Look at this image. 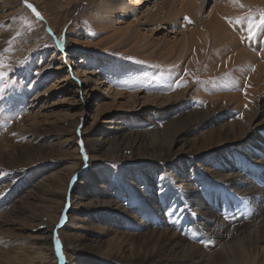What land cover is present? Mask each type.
<instances>
[{"label":"rangeland","instance_id":"rangeland-1","mask_svg":"<svg viewBox=\"0 0 264 264\" xmlns=\"http://www.w3.org/2000/svg\"><path fill=\"white\" fill-rule=\"evenodd\" d=\"M156 1L141 2L138 7L143 5L145 8L139 11L141 15L136 18L141 19L143 10L146 11L148 8L149 11H156ZM165 1L169 2V0ZM27 2L37 10L33 1L27 0ZM159 2L162 3V0ZM43 3L44 9L37 10L43 17L40 19L26 6L25 0H0V22H2L0 35L3 34L5 37V40H0V53L4 54V59L9 64V68L5 69L6 79L2 82L6 85V90L4 99L0 101V119H2L0 128L2 130L6 128L7 118L5 119L4 116L8 109H15L17 114H13L17 118L16 122L23 124L28 120L25 118L40 112L37 122H40L39 127H44L43 131L39 130V137L34 143L33 150H29L21 162H16L15 168L0 169V194H2L0 195V222L11 215L9 212H16L12 221L13 225L19 228L17 231L5 228L4 239H16V242L20 239L24 242L23 244L18 241L17 246H13L14 249L31 247L35 244L32 237L39 234V229L43 228L44 223L51 224L55 228L54 238L58 236L60 239L63 264H86L90 261L94 264H221V261L222 264H225L224 262L227 264V260L231 259L235 253L244 256L249 264L254 263L253 259L257 250L251 243L253 240L249 242L250 233L245 237L242 236L243 239L232 240L231 236L227 239L225 237L224 243L228 242L229 246L217 244L216 234L209 233L210 230L219 231L217 224L213 223L212 226L210 222L206 223V219L194 215L199 207L194 205L195 202H192L191 196H186L183 188L184 185L192 184L194 181L195 183L207 181L209 186H205L204 189L212 192L204 196V203L200 202L203 205L202 210L215 209L216 218L219 222L223 221L229 228L244 221L246 224L250 221L252 223V214L257 205L249 201L248 197L232 192L228 185L218 181L223 178L218 175L226 174V169L232 166H235V169L246 168L247 164L251 163L257 167L260 165L257 162L264 161V127L260 133L255 134L256 131L246 139H241L242 137L238 136L239 132L231 133L229 139L225 140L233 144L210 154L207 153L209 148L216 149L221 140L219 137H209L204 127L192 129L184 141L174 145L168 140L162 144L160 136L154 133L155 143L157 142L154 144V149H152L153 144H149L150 146L140 147V150L138 147L128 149L125 146L112 150L108 144H102L99 149L95 146V151L92 152L93 145L88 144L90 139H101L102 128L112 126L103 121L109 116H100L95 126H91L96 104H109L112 98L106 87L102 90L95 89L96 77L99 76L105 81L101 87L106 86L109 81L113 82L111 91L117 89L127 94L139 93L142 97L158 95L163 93V90L159 88L164 84L159 80L160 75L157 73L159 70L168 69L163 65V60L166 61L167 57L157 63L145 58L144 48L141 47L144 43L137 50L125 45L108 48V44L99 43L100 39L107 38V34L108 38L112 36L114 33L109 32H114L112 31L114 29L112 27L107 34L99 37V28H97L99 18L89 11L96 8V2L95 4L83 2V7L76 12L65 0H44ZM214 4L211 0L203 7L199 18L200 23L206 22V13L210 12ZM249 5L247 6L251 9L253 6ZM261 12H264V3L253 7L250 15L259 18ZM156 18L162 20L163 14H157ZM132 21L134 18L131 19ZM117 23L116 28L125 27L123 21L120 20ZM145 23V19L134 23L133 29L136 30L139 26V29L147 31L148 26H143ZM186 29L181 30L185 33L188 31ZM153 31L154 33L149 34L148 40L152 42L155 51L161 49L166 50L164 53H167L174 41H181L183 38L182 34L175 33L166 25L159 26ZM260 38H264V35L260 34L259 38L252 43L254 47L257 48ZM75 39L80 42L89 41L92 45L97 43V47L90 45L83 49L79 45H74L72 40ZM208 57H205V64L201 65L199 70L192 72L194 78L191 85L187 83L186 87L169 92V94H175L177 91L186 90L187 87L192 88L181 103L182 110H179L181 114L190 110L199 111L213 105L214 102L202 95L199 96L197 91L210 82H218L219 80L216 79L229 76L227 73L220 77L216 76L213 80L207 79L204 72L211 60ZM78 60L81 61L79 64L76 63ZM22 62L23 67H21ZM35 64L42 65L43 69L35 70ZM58 66H63L64 69L58 70ZM176 66H172L170 70ZM85 70L96 73L97 76L89 74L88 77H83L82 71ZM64 79H68L69 83L62 82L61 85L60 82ZM82 86L87 87L86 92H89V95L82 92L80 89ZM42 94L44 95L39 100ZM256 95L261 96L263 102L261 106L264 107V90H259L254 97ZM88 96L90 98H87ZM85 98L89 100V110L80 116L82 112L80 104ZM217 103L227 109L228 119L224 123L230 127L233 122H241V119L245 118L243 115L250 109L248 104L238 108L234 101L226 104L220 100ZM252 105L255 106V101ZM114 116V120L122 121L120 120L123 118L121 112ZM128 116L131 117L128 118ZM128 116H126L127 121L123 119L122 122L130 127L132 124L135 126L144 115L132 113ZM258 120L264 122V110ZM77 122L79 125L76 127ZM259 122L256 125L260 124ZM7 125L8 127L4 130L10 131L11 124L7 123ZM17 125L15 126L18 127ZM145 128L152 132L156 129L147 126ZM69 131H74L77 136L71 143L65 142L67 137L63 136ZM165 154L171 160L180 157L182 163L159 161L158 159ZM75 166L78 168L70 176L71 181L68 179V191L64 200L60 190L64 188L65 181ZM245 177H249L248 179L255 187L259 188V192L264 190V178L256 169L244 174ZM256 179H260L258 184ZM215 181L218 182L215 183ZM211 182L214 183L213 187ZM218 186L222 187L221 192L215 190L219 188ZM105 194L109 195L105 196L107 199L105 202H109V205L107 209H104L107 211H103L100 215L99 212L91 210V206H102L103 203L100 204V201ZM168 194H171L169 195L171 202L178 205V211L167 205L168 207L164 208L166 211L163 210L160 215L156 212L155 215L158 216L151 219L152 222L148 224L150 213L142 214L138 211V208L142 207L141 202L151 204L152 201L154 205L164 207L168 202L162 196L167 197ZM257 196L262 198L263 194ZM60 206L62 207L58 211L57 208ZM205 207L207 209H203ZM108 211L113 213H105ZM191 216L194 222L190 219ZM216 218L215 221L218 220ZM254 228L249 232L256 236ZM169 230L175 234H183L182 236L187 239L186 242L192 246L196 244L199 250L197 249L187 260L179 261V253L173 255L170 247L165 249L161 246L160 244L163 243L159 241L160 236L155 233V231L162 233ZM72 237H76L75 240L71 239ZM27 240L31 244L26 247ZM205 242L210 243L206 246ZM227 250L232 252H230L231 256ZM53 256L56 254L54 253ZM218 256H220L219 259ZM71 257H78V259L73 260L74 258Z\"/></svg>","mask_w":264,"mask_h":264},{"label":"bare ground","instance_id":"bare-ground-1","mask_svg":"<svg viewBox=\"0 0 264 264\" xmlns=\"http://www.w3.org/2000/svg\"><path fill=\"white\" fill-rule=\"evenodd\" d=\"M32 1L34 2V4H36L35 7H37V10L40 8L44 9V7H42V4H44L43 3L44 0H31V2ZM65 1L67 4L73 6L74 12L78 11L83 7V2L87 1L88 3L91 4H95L96 2L95 4L96 8L93 10L89 9V11H92L93 12L92 14L98 16L99 18L97 24V28H99V33H98L99 37L107 34L109 29H111L112 27L114 29L112 30L114 32L111 31L109 32L110 34L114 33L112 34V36L108 38V34H107V38L104 39L102 38L99 41V43L103 42V44L104 43L108 44L109 45L108 48L116 47L119 45H125L126 47L128 46L129 48L137 50L142 47L144 48L145 58H149L156 63L161 62V60L165 59L166 57L168 58V59L166 58V61L163 60L164 67L168 69L164 71L159 70V72L157 71L158 72L157 74H159L161 78V79L159 78V80H161L162 83L164 84L162 87L160 86L159 88L163 90V93L161 94L158 93V95L156 94L149 96L143 95L142 97L139 95V93L130 94L128 92L129 94H127L126 92L118 91L117 89L116 90L113 89V91H111V85H113V82L109 81L107 82V85L105 84L106 86L101 87L102 83H105V81L102 80L101 77L97 76L96 73L93 72L90 73L87 70L82 71V73L84 74L83 77H88L89 74H93V76L95 77L97 76L96 79L94 80L96 84L95 89L102 90L103 87H106V90H108L110 96H112L111 102L109 104H103V103L96 104V110L92 116L93 124L91 126L92 127L95 126L100 116H109L106 120L103 121L107 125H112V126H109L108 128H102L100 134V136H102L101 139H97V138L90 139L88 144L93 145L91 149L92 152L95 151L94 149L95 146H97L99 149L102 144H108L112 150L113 149L116 150V148H121V146H125L128 149H130V147H132L133 149L138 147L139 148L138 150H140V147H144L145 145L150 146L149 144L151 145L153 144L152 149H154V144L157 143V142L155 143L156 140H154L155 134H158L160 136V141L162 144H164V142L168 140L169 142L171 141L172 145H174L176 143L184 141V139L190 133L189 131H191L192 129L195 128L202 129L204 127L207 129L206 132L209 137L215 136V137H219V140H221L218 143L219 147H217L216 149H214L213 147L209 148V150L207 149L208 150L207 153L210 154L212 152H217L221 149H225L233 144V142L230 143L228 142L229 140H225V139H229L228 138L229 134L231 133L238 134L239 132L238 136L242 137L241 139L243 138L246 139L247 136L253 135L256 131L257 133L255 134L260 133L262 127H264L263 125L264 122L262 121L259 122L258 120L261 112H263L264 110L261 109L264 108L261 106L263 102L260 98L261 97L260 95L259 96L256 95L254 97V94H257L259 90H264V38H260L258 40L259 44L257 48L254 47L252 44L255 40H257V38H259L260 34L264 35V26H260L257 29L252 39H248V32H247L248 20L251 17L250 10H252L253 7L255 8L256 5L258 4L261 3L263 4L264 0H239V2L235 4L232 2V0H213L215 4L213 8L210 10V12L206 13L207 17L205 23H200L201 21L199 22L200 14L203 7L211 0H169V2L162 0V3L164 4L160 3L159 0H157L155 2L157 10L149 11L148 10L149 8L146 11L143 10V15L141 19L136 18V16L141 15L139 11L144 9L145 7L141 5L143 6L141 8V6L138 7V5H140L141 2L145 3L147 0H65ZM247 5L253 7L250 9L248 8ZM157 14L158 15L163 14V19L157 20L156 18ZM133 18L134 21L131 22V19ZM185 18H187V20ZM143 19L146 20V23L143 26H148L147 31H144V29L141 28L139 29V26L136 28V30L133 29V24L141 22V20ZM120 20L124 22L123 24L125 27L123 29L116 28L117 27L116 25H118L117 22H119ZM238 20L241 22L237 23ZM256 22L259 23L258 17L256 18ZM1 24L2 22H0V25ZM163 25L168 26V29L174 30L175 33L179 32L180 34H182L183 37L181 41H174L171 45V48L168 49L167 53H164L166 50L164 51L161 49L155 51L154 46L152 47V42L148 40L149 34L154 33L153 30H156V28ZM185 28H187L188 31L186 29L187 32L183 33L181 29H185ZM3 39L5 40V37L2 34L0 35V40L2 41ZM72 41L74 45L76 46L79 45L83 49L86 46H90V45L97 47V43L96 44L93 43L94 45H92V43L86 40H84L83 42H80L76 39ZM143 43L144 45H142ZM209 54L211 55L208 57L207 55ZM205 57L211 59L208 63L209 67L208 68L206 67L207 70L204 72V74H206L208 77L207 79L213 80V78H215L216 76L220 77L222 74H227V73H229V76L226 75L227 79L226 78L216 79L219 81L210 82L208 85L200 87V90L197 91L199 96L202 95L203 97H206V99L214 102L213 105H209L207 108L199 111L190 110L187 111L185 114H181L180 113V111L182 110V108L180 107L182 106L181 103L183 102L185 97L190 93L189 91H192V88L187 87L186 90L183 91L181 90L180 92L177 91V93L175 92V94L174 93L169 94V92L172 91L170 89V85H173L174 81H177L178 79H183L186 81V84L189 83L191 85L194 78L192 72H196L197 69L199 70V67L201 65L205 64L206 61ZM78 58L80 59L81 56ZM79 61L80 60H78L76 63L79 64L81 62ZM172 66H176V68L170 70ZM37 68L43 69V66L36 65L34 69L36 70ZM57 69L62 70L64 69V67L58 66ZM253 69L255 70L253 71ZM205 77L203 79H205ZM67 80L66 79L62 80L60 82L61 85L63 84L62 82H68ZM80 89H82V92H85L86 95L90 94L89 92L88 93L86 92L87 87L82 86ZM178 90L180 89L178 88ZM43 95L44 94H42L39 97V100L42 98ZM87 98H90V96H88ZM120 100H124V101H120ZM220 100L221 102H226V104H229L231 101H234L237 103L238 108L240 106L244 107L245 105L248 104L250 105V109L245 113V115H243L245 118L241 119L242 120L241 122H233L230 127L224 123L225 120L228 119V117L226 116L227 109L223 108V106L217 105L218 104L217 102H219ZM83 101L84 102L80 104V107L82 109L80 116L86 114V112L89 110V106H88L89 100L85 98V100ZM253 101H255V106L254 105L251 106ZM19 110L20 109H18V111ZM15 112H16L15 109L13 110L8 109L5 112L6 113L5 116L6 115L8 116V117L4 116L5 119L7 118L5 127L6 128L8 127L7 123L11 124L10 126L11 128H9L10 131L4 130L6 128H3V130L0 128V169L2 168L9 170L15 168L16 162H21L22 158L29 153V150L30 151L33 150L35 146L34 143L39 137L38 136L40 133L39 130L41 129L42 131L44 130V127L43 128L39 127L41 126L39 125L40 122H37V119L40 118L38 117L40 112L39 114L37 113L35 115L31 114L29 118H25L28 119L25 122V124L16 122L17 118L15 117V115L17 113ZM119 112H121L122 114L123 118L120 117L121 118L120 120L122 121L124 120L127 121V119L131 117L128 115L132 113L135 114L143 113L144 116L140 118V120L135 126L134 124H132L130 127H128L125 126L126 123L113 119L115 117L114 115L118 114ZM126 116H128V118ZM5 119L4 121H6ZM0 120L2 122V119ZM130 120H132V118H130ZM257 122H259L260 124L256 125ZM14 124L15 125L18 124L19 126L17 125L18 127H16ZM161 124L163 126H161ZM78 125L79 122L76 123V127ZM146 126L150 128L154 127L156 129L152 132L146 130L145 128ZM63 136H65V138L67 137L65 142H70V143L74 138H77V136H75L74 131L71 132L69 131L68 134L64 133ZM241 152H243V150H241ZM158 160L159 161L163 160V162H167V163L169 161L170 162L176 161L178 163H182L180 162V157L178 159L171 160V158L169 159V156H167L166 154L162 155L161 158ZM158 163H162V162H158ZM257 164L260 165L254 167V165L248 163L246 168L240 167L238 169H235V166H232L226 169L227 170L226 174L218 173L219 174L218 176L223 177L221 180H218L219 182H223L224 184L228 185L233 190L232 192H236L242 197L243 196L246 198L248 197L249 201L257 205V207L254 208V213L252 214V223L250 221L249 224H246V222L244 221L245 223L241 222L239 224H234L233 228H229V226L225 225L223 221L219 222V219L216 218L217 213L214 211L215 209H207L205 207L203 209H207V211L202 210L201 207L203 205L200 204V202L204 203L203 202V199L205 198L204 196L208 195L209 192H212L204 189L205 186H209L208 185L209 183H207V181H204V183L203 181L202 182L199 181L196 183L194 181V183L192 184L189 183L188 185H184L183 191L186 192V196L187 195L191 196L193 198L192 202L193 203L195 202L194 205H197L199 207L196 210V213L194 214L195 216L198 215L202 219H206V223L210 222L211 225L213 223L217 224L219 228L218 232L216 230L209 231V233H211L212 235L216 234L215 236L218 242L217 244L221 243L224 244L222 246L226 247V245L229 246V244L227 241H226L227 244L224 243L225 237L227 239L228 236H231L232 240H235V238L243 239V237H245L248 233H250V235L248 234L250 236L249 242L253 240L251 243L255 245L257 250L254 259L252 258L254 263L252 262L250 263L264 264V192H263L264 190L262 191L263 193L259 192L258 191L259 188L255 187L252 181L248 179L249 177H245L247 179L244 178V174H247V172H251L254 169H256V171H258L261 174V176H263L264 178V161L257 162ZM77 168L78 167L76 166L73 167L68 178L65 181L64 188H61L60 190V194H62L64 200L66 198V193L68 191V181L71 179L70 176L73 175V173L77 170ZM218 181H215V183ZM258 181H260V179H256L257 184ZM210 184L212 185V187L214 186L213 185L214 183L212 184L211 182ZM221 188L222 187H219L218 189L217 188L214 189L217 192H221L222 191ZM175 194L177 193L175 192ZM258 194L259 195L263 194L262 198L260 196H257ZM107 195L108 194H105L102 197V201H100L101 202L100 204L103 203L102 204L103 207L92 205L91 210H94L95 212H99L100 215L101 213H103V211H107L104 210L107 209L109 205V202H105L107 200L105 196ZM169 195L171 194H168L167 197H165L164 195L162 196V198L166 199L168 202L164 207L160 205H154L152 201L151 204L149 203L145 204L144 201L141 202L142 207L138 208V211L142 214L150 213L148 215L149 219L147 220L148 224L152 222L151 219L156 218V216H158L155 215L156 212H158L160 215L163 210L166 211V209H164L165 207L169 206L170 208H174L175 210L178 211L177 208L178 205L171 202V197H169ZM156 204H157V199H156ZM61 207L62 206L57 208L58 211H60ZM105 213L109 214L113 212L108 211ZM9 214L11 215H9L10 218L9 216L7 217L8 220L5 219L2 220V222H0V264H50V263L57 264V262L58 264H63V259L60 258V255L57 253L56 248L54 246L55 228L51 224H44V223L42 224L43 228L39 229V234L32 237L35 244H33L32 246L30 245L31 247L28 246L31 243L27 240L26 242H28V244L26 243V247L28 246V248L21 246L22 248L18 247L17 249H14L13 246L14 245L17 246L18 241L21 242L19 237H18L19 240L17 239L18 240L17 242L16 239L15 240L12 239L13 241L11 239L5 240L4 239L5 234L3 233L4 231H6L5 228H11L13 231H17L19 229L16 228L15 225H13V221H12L13 215H15L16 212L13 213L9 212ZM186 216L187 215H185V217ZM215 218L218 220L215 221ZM190 219H192L194 222V218H192V216ZM115 220L118 221L119 218L118 219L115 218ZM41 221H43L42 218ZM148 224L146 225V227L148 226ZM253 227H255L254 232H256L255 234L256 236L252 235L251 232H249V231H253ZM220 230L221 231L223 230V232H221ZM159 232L160 231H155V233L159 234L160 236V239L159 238L157 239H159V241L163 243L160 245L165 247V249L166 247L167 248L170 247L172 249L171 251H173L174 253L173 255L179 253L180 256L179 261L187 260L189 256L191 257L192 255H194V252H196L197 249L199 250L198 246H195L196 244L194 246L189 245V243L186 242L187 239H185L182 236L183 234L180 233L175 234L172 233L173 231L171 232L170 230L162 231V233ZM257 233H259V235H257ZM73 238L74 237H72L71 239ZM68 239L69 238L67 237V240ZM74 242L76 243V241ZM21 243L24 244V242ZM243 247H244V243H243ZM238 248L239 247L237 246V249ZM239 250L240 249H238V251ZM31 251L33 252L30 253ZM227 251L229 252V250ZM230 252L228 254H230ZM54 253L56 254V256H53ZM220 256H218V259ZM71 258H74L73 260L78 259V257H71ZM224 263L226 264V262ZM86 264H94V263L90 261V262H86ZM227 264H249V261L246 258H244V256L242 257L241 255H238V253H235V255H233L231 259L229 258V260H227Z\"/></svg>","mask_w":264,"mask_h":264},{"label":"snow or ice","instance_id":"snow-or-ice-1","mask_svg":"<svg viewBox=\"0 0 264 264\" xmlns=\"http://www.w3.org/2000/svg\"><path fill=\"white\" fill-rule=\"evenodd\" d=\"M232 2L238 3L239 0H232ZM25 4L28 8H30L32 10V12L35 14L36 17L43 19V17L40 15V13L33 7V5H31L30 3L27 2V0H25ZM242 7V5H241ZM187 20V18H185ZM241 21H237V23H239ZM260 26H264V12L260 13L259 16V23L256 22V18L250 17L248 20V25H247V32H248V39H252L257 31V29ZM24 66V63L22 62L21 67ZM9 68V64L5 61L4 59V54L0 53V101H2L4 99L5 96V90H6V85L3 84L2 82L5 81L6 76H7V72L5 71V69ZM255 69H253L254 71ZM187 74V73H186ZM36 75H39V73H36ZM186 81L183 79H178L177 81H174L173 85H170V89L171 90H176L178 88H182V87H186ZM85 160H87V156L85 155ZM161 194H162V190H161ZM2 195V194H0ZM210 242H205V245L207 246V244ZM55 247H56V251L57 253L60 255V258L63 259V253H62V247H61V242L59 237L57 236L55 238Z\"/></svg>","mask_w":264,"mask_h":264}]
</instances>
